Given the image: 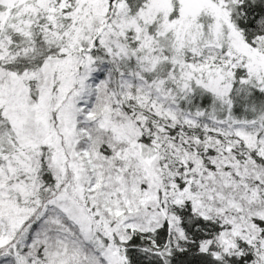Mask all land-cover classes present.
<instances>
[{
    "label": "snow or ice",
    "instance_id": "6c2138e0",
    "mask_svg": "<svg viewBox=\"0 0 264 264\" xmlns=\"http://www.w3.org/2000/svg\"><path fill=\"white\" fill-rule=\"evenodd\" d=\"M0 264H264V0H0Z\"/></svg>",
    "mask_w": 264,
    "mask_h": 264
}]
</instances>
